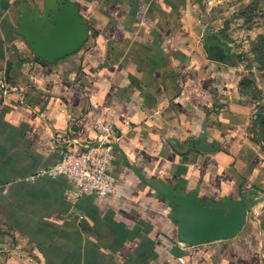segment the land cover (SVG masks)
I'll return each instance as SVG.
<instances>
[{"label":"crops","instance_id":"0c3cea01","mask_svg":"<svg viewBox=\"0 0 264 264\" xmlns=\"http://www.w3.org/2000/svg\"><path fill=\"white\" fill-rule=\"evenodd\" d=\"M200 2L0 0L15 88L0 95V264H264V149ZM98 119L121 136L114 193L76 200L65 177L31 180ZM176 196L250 209L234 238L193 246L171 218Z\"/></svg>","mask_w":264,"mask_h":264},{"label":"rangeland","instance_id":"374dc122","mask_svg":"<svg viewBox=\"0 0 264 264\" xmlns=\"http://www.w3.org/2000/svg\"><path fill=\"white\" fill-rule=\"evenodd\" d=\"M201 22L229 45L241 75L246 136L264 149V0H201Z\"/></svg>","mask_w":264,"mask_h":264},{"label":"built area","instance_id":"2783aa9c","mask_svg":"<svg viewBox=\"0 0 264 264\" xmlns=\"http://www.w3.org/2000/svg\"><path fill=\"white\" fill-rule=\"evenodd\" d=\"M14 90L7 68L0 66V95L7 96ZM93 130V137L80 145V151L66 145L61 151L60 160L41 169L31 180L65 177L73 185L68 190V196L76 200L83 196L105 197L114 193L116 179L112 167L121 136L116 126L106 120H95Z\"/></svg>","mask_w":264,"mask_h":264},{"label":"water","instance_id":"95a60500","mask_svg":"<svg viewBox=\"0 0 264 264\" xmlns=\"http://www.w3.org/2000/svg\"><path fill=\"white\" fill-rule=\"evenodd\" d=\"M71 26L77 35L78 29L73 24ZM171 201L174 206L171 218L177 225L179 237L193 246L234 238L243 228L247 210L250 209L241 208L240 204L235 203L233 210L226 216V206L207 209L197 204L193 196L171 197Z\"/></svg>","mask_w":264,"mask_h":264}]
</instances>
